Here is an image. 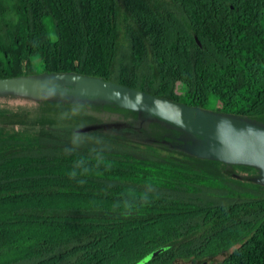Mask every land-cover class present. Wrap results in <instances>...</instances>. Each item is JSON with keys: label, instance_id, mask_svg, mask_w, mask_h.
<instances>
[{"label": "trees", "instance_id": "obj_1", "mask_svg": "<svg viewBox=\"0 0 264 264\" xmlns=\"http://www.w3.org/2000/svg\"><path fill=\"white\" fill-rule=\"evenodd\" d=\"M41 74L264 123V0H0V79ZM33 108L0 111V264H264L256 166L165 144L162 126L135 140L120 129L138 110L113 100Z\"/></svg>", "mask_w": 264, "mask_h": 264}, {"label": "water", "instance_id": "obj_2", "mask_svg": "<svg viewBox=\"0 0 264 264\" xmlns=\"http://www.w3.org/2000/svg\"><path fill=\"white\" fill-rule=\"evenodd\" d=\"M49 76L70 77L81 86L77 83L76 87L60 84L45 86L47 84L41 85L36 82L35 76L25 79H0V85L32 90L44 88L62 90L74 93L77 99L87 100V96H92L89 100L102 102L113 100L120 106L154 114L203 138V143L191 151L192 153L214 157L226 163L256 166L259 170L257 175L259 180L256 181L264 184V127L252 126L254 120L247 118L249 122L237 119L239 121L237 123L233 120L240 117L215 114L101 78L75 74ZM101 92H107L109 98L95 100L94 96ZM89 128L91 127L82 129Z\"/></svg>", "mask_w": 264, "mask_h": 264}, {"label": "rangeland", "instance_id": "obj_3", "mask_svg": "<svg viewBox=\"0 0 264 264\" xmlns=\"http://www.w3.org/2000/svg\"><path fill=\"white\" fill-rule=\"evenodd\" d=\"M35 69L40 70L41 64L38 62L34 63ZM36 82L41 83V85L49 86V85H69V86H75L77 82L70 79V77H63V76H49L45 74L37 75L34 79ZM77 85L81 84L77 83ZM84 86V85H83ZM76 87V86H75ZM89 88V87H88ZM74 93L62 91V90H50V89H24L21 87L16 86H2L0 85V111L3 113H9L13 111H17L20 109H27L29 111V117L30 119L34 118L36 116V109L33 108L35 106V102L39 101H45V100H53V101H59V102H66L70 101L71 99H75ZM92 98V96H87V100ZM95 100H107L109 98V94L107 92H101L94 96ZM247 112V106L242 109V113L246 114ZM118 114V113H117ZM116 113L112 112L107 117V122L111 121H117L118 116ZM138 118L133 122L132 125H128L127 127H124L120 130H122L125 134L130 136L131 138L135 140L140 141H153L155 138L149 133V131H158L157 128L163 127V132L160 134L162 135V141L165 142V144H168L171 146H176L178 148H182L184 150L188 151H194L201 143H203V138L199 136L198 134L191 132L189 130H186L180 126H177L159 116H156L154 114L146 113L142 110H138ZM234 119V118H233ZM237 119L242 121H249L247 118L240 117L236 118L233 121L239 122ZM252 126L255 127H264V123L254 121L252 123ZM113 124H106L105 127H111ZM116 126L119 124H115ZM154 128V129H152ZM162 129V128H160ZM148 130V132H147ZM151 131V132H152ZM228 165H231L232 163H226ZM235 164H241L245 165V163H235ZM228 169H231L234 174L241 179H245L246 177L251 176V171L249 170H243L240 168H232L227 167ZM245 177V178H244ZM255 180H259L258 176L253 177ZM227 255V252L222 253L215 258H212L205 262L204 264L210 263L214 264L218 261H220L224 256ZM176 264H190L188 261H178Z\"/></svg>", "mask_w": 264, "mask_h": 264}]
</instances>
